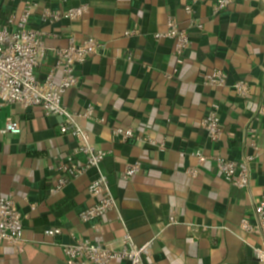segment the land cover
I'll use <instances>...</instances> for the list:
<instances>
[{"label": "crops", "instance_id": "1", "mask_svg": "<svg viewBox=\"0 0 264 264\" xmlns=\"http://www.w3.org/2000/svg\"><path fill=\"white\" fill-rule=\"evenodd\" d=\"M27 1L0 0V27L12 14L20 16ZM34 1L39 6L29 27L46 33L48 48L39 80H45L56 63L54 51L67 46L71 34L105 44L78 68L81 83L67 92L63 104L75 113L95 106L94 118L78 117L77 123L91 144L109 152L101 171L118 206L100 220L83 222L79 215L92 203L87 187L95 170L51 193L61 176L55 165L78 146L76 138L61 133L65 119L46 115L40 107L2 108L0 197L15 196L25 216V245L22 250L0 245V264H67L63 246L72 242L71 233L109 246L127 233L138 245L154 240L146 264H261L254 249L263 246V239L245 232L240 222L249 217L256 223L255 201L264 198V152L253 165L249 189L233 187L213 161L200 164L195 152L241 160L253 153L246 141L249 126L258 129L264 143V116L259 114L264 105V1L236 0L218 13V0ZM81 5L90 9L78 20L51 24L42 19L45 9ZM189 5L202 27L190 31L193 46L180 64L174 41L156 35L167 32L170 17L186 26ZM214 70L227 74L225 86L204 83V75ZM242 80L251 86L248 99L233 88ZM214 103L220 106L225 133L218 142L210 141L201 126ZM8 118L19 122L20 134L3 132ZM116 127L132 128L156 145L120 142L113 135ZM136 163L141 172L122 178ZM188 168L198 170L195 178ZM171 214L176 224H169ZM49 228L62 233L47 236Z\"/></svg>", "mask_w": 264, "mask_h": 264}, {"label": "built area", "instance_id": "2", "mask_svg": "<svg viewBox=\"0 0 264 264\" xmlns=\"http://www.w3.org/2000/svg\"><path fill=\"white\" fill-rule=\"evenodd\" d=\"M235 1L218 0L215 12L218 13L226 9ZM38 6L39 4L34 0L27 1L20 16L12 14L8 23L0 27V109L11 105H20L25 109L40 107L46 115L62 116L65 119L61 125V133L76 138L78 146L69 156L61 159L55 165L54 169L60 172L61 176L56 180L51 193L62 191L72 178L95 170L96 175L87 187V194L92 203L80 213L79 217L83 222L100 220L109 212L116 210L118 206L117 200L111 192L108 177L101 171V164L109 152L91 144L88 133L77 123L78 117L94 118L95 106L90 104L84 112L75 113L63 104V98L69 90L78 87L81 83L78 68L106 47L94 37L79 40L75 34H71L67 46L54 51L57 58L56 63L45 80H39L37 71L47 57L48 48L45 40L46 33L29 27L30 17ZM89 9L88 5L72 7L64 11L45 9L42 19L51 24L63 19L75 21L82 18ZM185 11L189 15L186 26H182L177 19L170 17L167 32L156 35L159 40L169 38L174 41V52L180 64L183 62L184 54L193 46L190 31L202 27V24L195 18L193 6H186ZM168 77L171 78V76ZM227 78L228 76L223 70H214L203 77L204 83L209 86H225ZM233 88L242 99H248L251 96V86L247 81L237 82ZM219 110V104H212L207 115L201 121L202 128L212 142L220 141L225 134ZM259 114L264 116V105ZM21 131L22 128L18 121L13 118L6 120L4 133L17 135ZM113 135L120 142L140 140L156 145V142L149 137L137 136L132 128L116 127L113 129ZM246 141L253 153L244 156L241 160L206 156L202 151L195 152V156L199 159L200 164H204L208 160L213 161L219 174L233 187L249 189L253 184V165L263 154L264 143L261 140L260 132L254 126L247 128ZM80 156L82 159H79ZM141 169L140 163L132 164L125 169L121 177L131 179L139 174ZM187 173L195 178L198 170L188 168ZM254 213L256 223L253 224L249 217H244L240 222V227L249 234H258L262 237L263 246L254 249V256L261 264H264V198L255 201ZM24 220L25 216L18 208L15 196L13 194L6 197L1 196L0 245L8 244L17 250L23 249L25 245ZM168 221L169 224H176V215L171 214ZM95 229L97 232L102 230L100 225H97ZM61 233V228L45 230V235L50 237ZM70 236L72 242L63 246L67 264H114L119 260L126 261L128 264H146L145 259L151 254L155 244L154 240H151L138 245L129 233L118 240L115 246L81 239L73 233Z\"/></svg>", "mask_w": 264, "mask_h": 264}]
</instances>
